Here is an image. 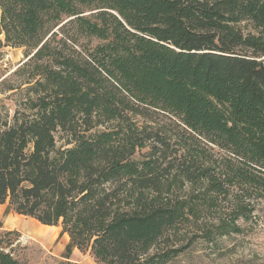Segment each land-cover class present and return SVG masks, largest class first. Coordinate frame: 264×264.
<instances>
[{
	"label": "trees",
	"instance_id": "16d2710c",
	"mask_svg": "<svg viewBox=\"0 0 264 264\" xmlns=\"http://www.w3.org/2000/svg\"><path fill=\"white\" fill-rule=\"evenodd\" d=\"M4 46L25 62L0 205L60 227L67 261L172 264L264 200V0H0ZM223 203L230 222L203 225ZM1 229L0 264H21Z\"/></svg>",
	"mask_w": 264,
	"mask_h": 264
},
{
	"label": "rangeland",
	"instance_id": "374dc122",
	"mask_svg": "<svg viewBox=\"0 0 264 264\" xmlns=\"http://www.w3.org/2000/svg\"><path fill=\"white\" fill-rule=\"evenodd\" d=\"M247 24H243L245 27ZM249 28H245V32ZM25 62L23 48H0V82H7L0 86V105H14L11 100L12 92H3L9 85H19L24 79L14 77L13 73ZM161 129L168 135L175 137L178 128L170 118L156 117ZM61 134L58 135L60 140ZM63 143L60 140L59 144ZM197 149L203 148V143H193ZM146 150L142 151L144 154ZM179 184V182H178ZM177 184V185H178ZM199 185H196L198 187ZM249 218L237 220L241 228L240 233L226 236L214 235L211 241L199 239L186 253L172 264H264V200L252 201ZM231 207L223 203L217 211H208L207 218L201 223L212 228L215 218H222L230 222ZM0 226L2 231L18 233V241L13 246V254L21 264H98L90 252H80L74 249L70 260L64 258L69 237L62 234L60 227H49L39 222L20 216L8 210L7 205H0ZM199 234H202L200 232Z\"/></svg>",
	"mask_w": 264,
	"mask_h": 264
},
{
	"label": "bare ground",
	"instance_id": "6f19581e",
	"mask_svg": "<svg viewBox=\"0 0 264 264\" xmlns=\"http://www.w3.org/2000/svg\"><path fill=\"white\" fill-rule=\"evenodd\" d=\"M47 227V226H46Z\"/></svg>",
	"mask_w": 264,
	"mask_h": 264
}]
</instances>
